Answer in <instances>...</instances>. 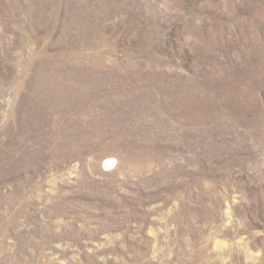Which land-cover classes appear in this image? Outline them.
I'll return each instance as SVG.
<instances>
[{"label":"rangeland","instance_id":"rangeland-1","mask_svg":"<svg viewBox=\"0 0 264 264\" xmlns=\"http://www.w3.org/2000/svg\"><path fill=\"white\" fill-rule=\"evenodd\" d=\"M0 264H264V0H0Z\"/></svg>","mask_w":264,"mask_h":264},{"label":"bare ground","instance_id":"bare-ground-1","mask_svg":"<svg viewBox=\"0 0 264 264\" xmlns=\"http://www.w3.org/2000/svg\"><path fill=\"white\" fill-rule=\"evenodd\" d=\"M114 164V161L112 160V159H106L105 160V166L107 167V166H112Z\"/></svg>","mask_w":264,"mask_h":264}]
</instances>
